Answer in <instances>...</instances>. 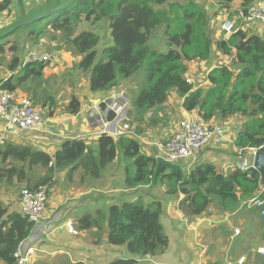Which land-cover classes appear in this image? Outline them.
Wrapping results in <instances>:
<instances>
[{"label": "trees", "instance_id": "obj_1", "mask_svg": "<svg viewBox=\"0 0 264 264\" xmlns=\"http://www.w3.org/2000/svg\"><path fill=\"white\" fill-rule=\"evenodd\" d=\"M20 3V19L0 35V67L5 53L16 52V46L7 48L4 42L18 30L26 36L38 37L43 30L54 33L59 49L81 56L78 70L90 73L89 89L92 93L111 92L118 80L140 74L145 86L132 101L133 122L138 133L155 128L161 121L158 116L171 92L182 99L185 112H197L205 122L213 118L225 120L238 115L245 119L237 133L234 145L239 149H258L264 146V32L243 31L240 27L227 39L217 41L215 48L237 66L232 72L221 65L206 74L207 87L194 88L186 79L188 64L205 62L213 51L210 36L206 33L208 20L193 2L180 5L168 4L170 0H43L33 9L25 10ZM258 0H219L221 11L248 8ZM12 0H0V13L9 11ZM236 11V10H235ZM52 12L50 15H46ZM238 12V11H236ZM30 26H20L23 21L43 16ZM107 21L111 44L97 55L99 36L94 30L78 32L83 22L96 24ZM242 25V24H241ZM23 27V28H22ZM163 28V40L167 50L152 49L149 40L153 33ZM10 32L11 30H13ZM46 64L23 65L13 55L6 68L10 76L0 78V89L15 92L28 81L39 84ZM53 104V100H47ZM80 103L70 96L66 111L74 116ZM147 115H149L148 118ZM132 121V120H131ZM144 127V128H142ZM118 159L124 165V187L137 190L162 184L167 195H182L179 208L186 214L199 216L211 204L224 212L237 209L242 202L255 197L260 187V177L251 171L250 177L236 169L224 177L209 164L195 163L183 174L170 165L158 164L154 157L141 153L135 139L99 137L87 143L84 139L64 141L52 155L22 145L5 142L0 146V184L12 183L33 190L38 186L47 189L54 185V177L65 173L66 177L81 170L82 178L99 180L112 162ZM35 169L45 174L32 186L26 172ZM264 199V192L259 196ZM9 205L0 200V264H15L14 253L18 244L27 238L35 225L19 211H9ZM259 213L263 230L260 241L264 244V215ZM162 213L158 201L122 199L112 203L105 214L98 210L94 215H84L78 220L80 229L107 227V244L124 247L127 257L114 259L108 264H140L137 257L161 255L168 246V239L160 221ZM75 264H84L77 262Z\"/></svg>", "mask_w": 264, "mask_h": 264}, {"label": "crops", "instance_id": "obj_2", "mask_svg": "<svg viewBox=\"0 0 264 264\" xmlns=\"http://www.w3.org/2000/svg\"><path fill=\"white\" fill-rule=\"evenodd\" d=\"M233 7L236 11L240 10L238 2ZM241 29L257 34L264 32L263 27L253 24H243ZM110 40L109 37V42ZM99 51L98 46L96 52L99 53ZM53 55L55 61L47 65L42 74L50 73L49 69H53L56 64L67 66L72 61L78 64L81 58V56L71 52H65V49L54 51ZM231 55L233 58V51ZM222 56L228 59L223 54ZM208 61L209 59L197 65L201 66V71ZM196 62L192 61L188 64L187 75L194 76L196 74V72L191 73L194 72L193 66L197 68L194 65ZM77 64L75 68L76 79L79 78V74L82 75L81 83L78 84L79 89L75 93V97L80 103L78 113L71 116L66 109L60 113L57 112L58 110L54 111L51 107L54 105L51 93L56 89L49 92L46 88L49 92L48 95H50L48 97L53 100V104L46 101L48 97L42 102V105L48 103L49 105H47L51 110L44 128L39 132L27 134L18 143L52 155L64 141L84 139L87 143H91L96 140L95 135L98 131L99 119L98 117L90 119L88 111L90 106L103 100L109 93H92L89 89L90 73L79 71ZM55 76L58 75L55 73ZM127 86L132 88L130 82ZM121 88L120 80H118V85L113 92ZM38 93V88H28L27 94L24 92L23 95L30 96L34 102L39 103L40 95ZM178 104L179 110H182L184 115L182 99H179ZM67 105L68 102H65L66 108ZM244 122L245 119L238 115L225 120L213 118L211 123L219 124L224 128L225 143L221 146L203 149L192 162L181 161L180 163L184 164L181 167L185 168L183 171L177 165L175 169L186 174L195 163H201L214 166L218 173L224 177L233 173L236 170L234 140ZM132 124L136 128L132 138L139 143L141 153L156 158L158 155L157 144L170 136L169 131L155 127L150 130L142 129L143 133L139 134L137 128L141 129V127L135 122ZM77 172L80 173L78 176H76ZM62 175L64 176L60 183L59 192L52 188L48 194L47 209L49 214L53 216H58L62 220L73 221L78 235L72 236L62 225L58 226L43 246V253L34 258L30 264H75L77 262L108 264L114 259L127 257L124 247H114L107 244L106 224L101 226L100 231H97L96 228L83 230L79 228L78 220L84 215H94L98 210H102L106 214L112 203L122 199L134 201L140 195L146 196L145 200L158 201L161 204L160 221L163 232L168 239V246L161 255L137 257L140 264H263L257 253L264 246L263 242L260 241L263 224L260 221L259 213L247 204L249 200L246 203L242 202L237 209L231 212L221 211L216 202L212 201L206 212L191 217L179 208L182 195H167L164 186L143 187L137 190L125 189L124 165L118 159L112 162L99 180L83 179L81 170H76L67 177L65 173ZM262 189L264 190V187L260 184V191ZM256 195L258 193H255L254 196ZM0 200L9 205V211H19L18 204L11 205L3 197H0ZM235 230L239 231L238 235H235ZM241 259L243 262L239 263Z\"/></svg>", "mask_w": 264, "mask_h": 264}, {"label": "built area", "instance_id": "obj_3", "mask_svg": "<svg viewBox=\"0 0 264 264\" xmlns=\"http://www.w3.org/2000/svg\"><path fill=\"white\" fill-rule=\"evenodd\" d=\"M246 10V15L241 9L238 10L240 21H233L229 17L220 21L219 30L223 39H227L239 27L241 29L243 24H256L264 28V0L253 2ZM53 61H55L53 54L35 51L26 56L23 64L50 65ZM130 110L131 101L126 93L117 90L90 106L88 115L90 119L98 117V134H107L114 139L132 138L135 135V127L129 119ZM48 112L47 107L34 103L29 97L0 89V145L5 142H18L27 134L41 131L47 122ZM225 141L226 135L221 125L203 121L196 112H185L172 134L157 144L156 158L167 164L192 162L203 149L221 146ZM257 150L235 149V167L244 173L246 178L250 177L253 170ZM245 156H251V161L247 162ZM47 202L48 189L44 186H38L33 190L22 189L18 193L16 203L19 205V212L32 221L35 228L18 244L14 253L15 264H30L43 253V246L59 225L71 235H78L71 220H62L47 213ZM248 205L260 210V214L264 215V199L253 198ZM234 233L238 235L239 231L235 230ZM257 253L264 264V246ZM242 262L243 259L239 260V263Z\"/></svg>", "mask_w": 264, "mask_h": 264}, {"label": "rangeland", "instance_id": "obj_4", "mask_svg": "<svg viewBox=\"0 0 264 264\" xmlns=\"http://www.w3.org/2000/svg\"><path fill=\"white\" fill-rule=\"evenodd\" d=\"M43 0H21V6L24 7L25 10H33L37 7H39L42 4ZM188 2H193L198 6V8L204 13L206 16V19L208 20V25L206 26L205 30L208 36H210L212 45H213V51L209 58V61L205 63L201 71V66H197L200 64L199 61L194 63L197 68L193 66L194 72L196 74L194 76H190L189 74L186 75V79L189 81V83L193 84L194 88H202L205 89L208 85L206 74L209 73L213 68L221 65H226L229 67V69L232 72H236L237 66L233 63V58H224L222 56V52L217 50L214 46L217 41L223 40V36L221 35V32L219 30L220 28V21H222L224 18L229 17L233 21H240V18L238 16V12H235L234 9L229 10L228 12L225 11V13L221 12V10L218 7L219 0H170L168 4L171 3H178L180 5H185ZM20 3L18 0H12L11 8H9V11L0 13V33L3 32V30L11 27L14 25L18 20L20 19ZM25 25V26H30ZM256 26V24H253ZM247 26V25H245ZM23 28V27H22ZM21 30V29H20ZM18 30L14 35L8 37L4 42L7 43V48L9 46H16V52H6L4 55V64L0 67V78L8 77L10 76V72L7 70L6 66L11 59L13 55L18 56L19 60L22 62L25 56L31 52H49L53 54L54 51L60 50V43L58 39L52 40V37L54 36V33L49 30H43V33L38 37L33 36H26L27 34L22 31ZM84 30H94L95 33L99 34V48L100 51L97 53L98 56L102 57L103 49L106 46H109L111 44V40L109 42V30H108V24L107 21L101 20L100 22L96 24H90L87 22H83L81 25L78 26V32L84 31ZM163 28H159L156 30L153 35L151 36L149 40V45L152 49H155L160 52H164L167 50L166 43L163 40ZM5 33V32H3ZM1 33V34H3ZM0 34V35H1ZM97 46V47H98ZM104 47V48H102ZM65 52H68L65 50ZM74 56V55H73ZM66 62V61H65ZM76 64L75 62H69L67 66L65 64H56L54 65L53 69H49L50 73L45 72L42 74V79L39 84H36V82L28 81L27 83L23 84L22 87L16 91L20 96H26L23 95L25 92L27 94L28 88L34 89L38 88L40 95V99L38 100L40 105H42V102L50 95L49 92H53L52 98L54 100V105L51 107L53 110H58L57 112L60 113L62 110L65 111L66 106H64L65 102H68L70 96H75V93L78 91V84L81 83L82 75L79 74V78L76 79ZM47 66V65H46ZM53 70V71H52ZM189 70V67H188ZM54 72V73H53ZM55 73L58 75L55 76ZM188 73V72H187ZM54 74V76H52ZM120 85L122 91H124L129 98L130 101H133L134 97L136 96L137 92L144 87L146 84L143 82V79L140 74H137L131 78L128 79H122L120 78ZM55 82V83H53ZM130 82L129 87L127 86ZM50 85H52L50 87ZM48 91H47V89ZM21 91V92H20ZM28 97V96H27ZM179 98L176 93L171 92L169 95V99L167 100L166 106L162 109V114H159L158 118L161 120L156 128H161L162 130L166 129L169 131V135L172 134V131H174V127L177 125V123L180 121V119L183 116L182 110H179V104H178ZM37 103V104H39ZM49 107L48 103H45ZM48 104V105H47ZM51 112V110H50ZM132 107L129 111V119L131 123H133V114H132ZM160 125V126H159ZM144 128V127H142ZM171 131V133H170ZM245 159L247 162L251 161V156H245ZM179 166L180 170H184L185 168H182L181 166H184L183 163L176 162L173 167ZM176 168V167H175ZM45 174L44 170L41 169H35L32 172H26V178H29L32 181V186H34L38 180ZM80 173L77 172L76 176H78ZM64 175L62 173H58L54 177V185L51 188H48L50 194V190L52 188H55L59 192L60 190V183ZM65 178V177H64ZM66 179V178H65ZM4 183L0 184V197H3L6 199V202L9 204L17 205L16 203V197L18 193L22 189H26L24 186H19L16 184V180L14 179L12 183H6L3 180ZM160 186H163L162 184H158ZM156 185V186H158ZM155 187V186H153ZM166 192V191H165ZM143 198H146L144 195H140ZM9 201V202H8ZM47 213L49 214V211L47 209ZM51 215V214H49Z\"/></svg>", "mask_w": 264, "mask_h": 264}, {"label": "water", "instance_id": "obj_5", "mask_svg": "<svg viewBox=\"0 0 264 264\" xmlns=\"http://www.w3.org/2000/svg\"><path fill=\"white\" fill-rule=\"evenodd\" d=\"M52 12H48L46 15H50ZM247 10L244 9L243 10V14L246 15ZM45 15L43 16H38V17H34L31 19H28L26 21H23L20 26H25V25H29L31 23H34L37 19L39 18H43ZM14 31L11 30L10 32ZM107 136L106 134H101L99 135V137H105ZM158 164H165L164 162H162L161 160H158ZM166 165V164H165ZM173 169H175V167L171 166ZM253 170L256 171L259 174L260 177V184L264 187V146L260 147L254 157V161H253Z\"/></svg>", "mask_w": 264, "mask_h": 264}, {"label": "clouds", "instance_id": "obj_6", "mask_svg": "<svg viewBox=\"0 0 264 264\" xmlns=\"http://www.w3.org/2000/svg\"><path fill=\"white\" fill-rule=\"evenodd\" d=\"M242 11L244 10V9H241ZM28 55V54H27ZM26 58V56L24 57V59ZM23 59V60H24ZM23 60H22V64H23ZM30 64H34V63H30ZM43 64V63H42ZM24 65V64H23ZM46 65H49V64H46ZM114 90V89H113ZM113 90L111 91V92H109V94L110 93H112L113 92ZM16 92V91H15ZM108 94V95H109ZM27 97V96H26ZM29 98H31L30 96H29ZM31 100L33 101V99L31 98ZM34 102V101H33ZM34 103H36V102H34ZM37 104V103H36ZM40 105V104H39ZM43 106V105H42ZM45 107H47V106H45ZM131 107H132V101H131ZM48 109H49V107H47ZM49 111H50V109H49ZM185 112V111H184ZM186 113H189V112H186ZM197 113V112H196ZM198 114V113H197ZM48 115H49V112H48ZM148 116V115H147ZM146 118H148V117H146ZM47 119H48V117H47ZM135 130H136V128H135ZM99 135H101V134H98V132L96 133V135H95V139H97V138H99ZM107 135V134H106ZM107 136H109V135H107ZM109 137H111V136H109ZM120 139V138H119ZM131 139H133V138H131ZM74 140V139H73ZM77 140H81V139H77ZM96 141V140H95ZM3 145V144H2ZM1 146V145H0ZM259 149V148H258ZM155 158V157H154ZM156 160H157V162H158V160H160V159H158V158H155ZM162 161V160H161ZM163 162V161H162ZM165 163V162H164ZM166 165H170V166H173L174 164H167V163H165ZM237 169V168H236ZM254 171V170H253ZM48 192H49V190H48ZM262 192H264V190H262V191H260V187H259V190L258 191H256V194L258 193V195H256L255 197H253L254 199H260L259 198V196H260V194L262 193ZM252 198V199H253ZM251 200V199H250ZM249 200V201H250ZM248 201V202H249ZM248 202H247V204H248ZM48 203V202H47ZM208 210V209H207ZM206 210V211H207ZM205 211V212H206ZM202 215V214H201ZM53 216V215H52ZM62 219V218H61ZM73 222V221H72ZM74 224V223H73ZM60 226V225H59ZM74 227H75V224H74ZM76 229V228H75ZM77 231V230H76ZM235 232V231H234ZM78 233V232H77ZM73 236V235H72ZM77 236V235H76ZM260 257V256H259ZM263 262V261H262Z\"/></svg>", "mask_w": 264, "mask_h": 264}]
</instances>
